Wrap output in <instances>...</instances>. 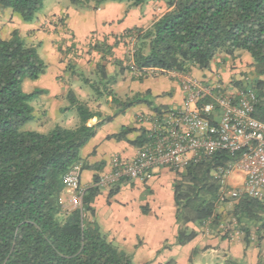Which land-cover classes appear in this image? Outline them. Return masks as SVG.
<instances>
[{
    "label": "trees",
    "instance_id": "trees-1",
    "mask_svg": "<svg viewBox=\"0 0 264 264\" xmlns=\"http://www.w3.org/2000/svg\"><path fill=\"white\" fill-rule=\"evenodd\" d=\"M70 1L81 9L98 10L115 2L139 8L149 0ZM43 4L44 0H0L2 9L11 10L25 24L37 19ZM124 39L136 40L135 52L119 60L113 50ZM88 45L89 53L100 56L96 65L99 81H91L74 65H68V106L61 113L73 112L76 121L71 127L56 125L41 133L23 130L36 119L33 102L47 94L44 90L23 89L26 80L37 81L47 72L48 64L39 51L41 44H28L17 30L9 39L0 37V264H137L132 254L109 240L95 220L92 204L102 191L97 186L99 176L94 177L93 186L83 191L81 206L64 210L59 203L64 177L73 166L81 165V152L97 135L98 128L137 105L153 107L150 91L125 100L117 96L115 86L125 72H139L140 76L134 77L139 82L148 70L189 75L194 68L208 70L220 54L235 59L241 52L246 53L253 62L252 79L244 82L242 78L234 86L254 91L253 116L264 123V0H168L166 12L150 28L128 29L113 45L98 39L95 45ZM70 47L66 51L58 48V52L79 54L76 44ZM109 63L116 68L113 74L108 72ZM75 81L88 86L91 95L86 99L78 96L72 88ZM102 98H111L113 116L103 117L90 107V103ZM94 118L100 122L89 126ZM133 131L123 128L109 139L125 140ZM147 141L148 133L143 131L136 145L141 148ZM235 159L236 155L222 151L182 171L172 170L176 172L173 193L177 246L193 242L199 229L208 225L211 231H218L224 219L219 207L227 203H234L230 212L246 231L247 247L251 243L250 225L257 226L260 234L264 231V198L243 196L223 203L219 200L221 185L216 173L229 168ZM81 167L82 171L98 170L100 165ZM225 264L246 263L229 258ZM256 264H264L261 254Z\"/></svg>",
    "mask_w": 264,
    "mask_h": 264
},
{
    "label": "crops",
    "instance_id": "crops-1",
    "mask_svg": "<svg viewBox=\"0 0 264 264\" xmlns=\"http://www.w3.org/2000/svg\"><path fill=\"white\" fill-rule=\"evenodd\" d=\"M166 10L167 4L165 1L149 0L143 7L128 10L122 20L125 6L108 3L101 10L86 12L87 14L82 15V17L85 16L86 19H89V22L73 24L71 18L68 19L69 21H67L65 27L66 33L61 34V37L65 42L72 40V43L76 44V49L79 50V55H81L80 53L83 50L80 49L86 45L89 41L88 36L92 33L98 34L97 39L99 42L107 40L108 44L113 45L117 37L122 36L128 29L134 27L150 28ZM115 22L121 23V28H115L113 25ZM42 48L43 51L52 49L51 41L49 42L45 38ZM54 52L56 54L55 50ZM113 52L114 57L119 60L132 54V45L129 44V39L128 41L124 39L119 43ZM92 55L94 58L97 57L98 60H95V62L98 63L100 56L96 53ZM52 57L54 58V56ZM242 60L248 61L250 66L253 63L251 57L246 53L241 52L235 59L220 54L214 59L208 70L194 68L191 76L208 83L222 84L229 90L236 82L241 81L240 67ZM76 61L77 69L86 75L89 68L85 66V61L82 59H76ZM47 64V72L40 78L41 81L39 79V82H41V89L46 90L48 93L41 95L36 103L40 100L41 103L43 102L42 105L49 123H57L58 120L62 119L60 121L62 124L58 125L71 127L76 121L74 113L71 111L60 112L62 108L68 106L66 94L70 86L61 83L57 79L60 74L65 76L66 65L58 64L59 66L52 68L51 62L47 61ZM108 65L113 67L114 73L116 68L111 63ZM108 72L110 73L109 69ZM130 74L135 75V77L140 76L139 72ZM130 74L125 72L118 79L115 87L117 96L120 99L124 98L118 92L121 93L125 90L132 94L150 91L153 107L139 105L120 112L110 123L103 124L98 128L97 135L81 152V165H100V168L82 172L81 187L83 190L94 185L95 176L100 177L111 171L113 158L118 157L128 161L136 156L139 150L136 143L140 141L143 131L151 133L155 127L152 122L139 123L141 115H154L156 113L155 109L160 107L181 108L183 106L184 93L181 87V75L148 70L142 83L135 80L133 75L128 77ZM155 76L165 77L169 82L161 81L151 86L149 79ZM144 85L147 86L140 89V86ZM72 88L83 99L91 95V92L85 90V96H81L79 90L82 89L83 91L84 87L76 81L72 83ZM109 100L111 101V98ZM90 107L100 112L103 117L113 116L115 113V106L109 104L108 107H105L101 99L90 103ZM65 113L67 116L64 115ZM59 114L61 116H58ZM99 122L98 118H94L89 122V126H95ZM123 128H131L134 131L127 135L125 140L109 139V137L121 133ZM174 180V171L169 168H159L154 170L152 176L147 180H134L124 182L120 187H114L115 189H102L92 204L97 224L110 241L125 252L132 254L137 264L148 263L166 247L167 243L169 249L165 250L164 257L165 259H175L176 264H190L191 260L193 264H197V261L200 264H212L211 258H217V263H220L219 259L225 260L227 257L243 260L246 264H256L258 253L255 249H246L245 243L241 241L230 242L224 238L214 237L209 226L199 229V236L187 246L180 247L176 245L178 225L173 193ZM229 182L232 187H240L244 183V176L240 172H234L229 178ZM59 203L64 210L76 208L73 196L65 189L61 193ZM191 227L198 231L195 226L191 225ZM157 263H162V260L159 259Z\"/></svg>",
    "mask_w": 264,
    "mask_h": 264
},
{
    "label": "built area",
    "instance_id": "built-area-1",
    "mask_svg": "<svg viewBox=\"0 0 264 264\" xmlns=\"http://www.w3.org/2000/svg\"><path fill=\"white\" fill-rule=\"evenodd\" d=\"M132 54L136 40H130ZM179 74V73H174ZM181 87L184 103L181 108H168L154 115H141L139 123L152 122L154 129L148 141L131 160L115 157L111 171L99 177L97 186L108 189L121 182L147 180L154 170L169 168L182 171L191 163L226 151L236 155L229 168L220 169V202L237 201L243 196L264 198V123L253 114L256 96L253 90H229L219 83H208L184 74ZM251 76L243 77L249 82ZM82 167L73 166L64 177V189L82 205ZM234 172L244 176L240 187H232L229 178ZM209 226V225H208Z\"/></svg>",
    "mask_w": 264,
    "mask_h": 264
},
{
    "label": "rangeland",
    "instance_id": "rangeland-1",
    "mask_svg": "<svg viewBox=\"0 0 264 264\" xmlns=\"http://www.w3.org/2000/svg\"><path fill=\"white\" fill-rule=\"evenodd\" d=\"M163 1H165L166 4L168 2V0H163ZM114 4H122L123 6H125V12L123 13V17H122V20H123V18H125L126 14L128 13V10L131 9L129 4L126 2H123V3L115 2ZM104 6H106V4L100 7L99 10H101ZM93 11H96V9L94 8L81 9V8L75 7L71 4L70 0H44L43 7L41 11L38 13L37 19L32 24H25V23H22L21 20L18 17H16L12 13L11 10L2 9L0 7V37L4 39H9L12 33L15 30H17L19 34L27 41L28 44H33L35 46L41 44V47L39 50L40 55L44 60L46 59L48 62H51L52 68L55 66H59L58 64H65L66 68L68 67V65H74L77 69L78 65L76 64L77 62L76 59H82L85 61V66L89 68L87 69L86 77L89 78L91 81H96V80L99 81L98 76H96L98 70L95 67V65L97 64V61L95 62V60H98V59H96L97 57L94 58V56L92 55L94 54L93 52L89 53L90 45H88L90 42H91V45H95V41L98 37V34L92 33L91 35L88 36L89 41L86 43V45L82 47V49H80V50H83L82 53H80L81 55L79 54L76 55L75 54L76 51H74V54H71V55H62L61 53L58 52V48H62L63 51H66V48L70 49L71 48L70 46L73 44L72 40L65 42L61 37V34L66 33L65 27H66L67 21H69L68 19L71 18V20L73 21V24L89 22V19H86L85 16L82 17V15L87 14L86 12H93ZM113 25L115 26V28H121L120 27L121 23L115 22ZM40 38H42V40H40ZM45 38H47L49 42L51 41L53 48L50 50L43 51L42 47H43ZM129 44H131L130 41H129ZM54 50L56 51V54ZM52 56H54V58ZM107 69L110 70V73L111 72L113 73L112 66L107 65ZM240 69H241L240 71L241 79L243 78L245 74L246 75L249 74V76H251L252 71H253L248 61H245V60H242ZM131 75L133 74L128 75V77H130ZM133 77H135V75H133ZM67 78H68V74L66 72H65V76L60 74L57 77V79L61 83L65 85H69V83L66 82ZM149 81L151 83V86L161 81L169 82L167 78L158 77V76H155L154 78L149 79ZM78 83L83 87L86 86L82 82H78ZM40 85H41V82H39V80L37 81L26 80L23 84V89L25 92H31L35 89L42 90L41 89L42 87ZM146 86L147 85L140 86V89L141 88L144 89ZM85 90H88V92H91L88 86L84 87L83 91L82 89L79 90L81 91V96H85ZM44 91L48 93L46 90ZM125 91L124 92L121 91V93L118 92V94L121 97H124L122 98L123 100H125L127 97L133 98L134 95L136 94V93L132 94L131 92H128L127 90ZM101 102L102 104L105 105V107H108L109 104L114 106V104L111 103V101L107 98H102ZM42 103H41V100L39 102L37 101V103L36 101L33 102V106L36 107V111H35L36 119L26 124L23 127V130L47 133L50 130H52L56 125L62 124V122H60L62 119L58 120L57 123H51V122L49 123V120L47 119V114L45 113ZM64 115L67 116L66 113ZM58 116H61V114H59ZM174 173H175V178H176V172ZM233 205L234 203H227L219 207V213L223 216L224 219L218 231L213 232L212 235H214V237L227 239L230 242L241 241L245 243L244 240L246 236V231L242 229V226H240V224L237 222V220L234 218V216L230 212L232 210ZM249 228H250L251 243L248 245V247L246 246V249L253 248L258 253L257 259L259 258L260 254L264 258V231L260 234L258 227L255 225H250ZM210 230L212 229L210 228ZM166 247H169L168 243L166 244ZM164 249H162L157 255H155V257L152 260H149V262L146 264H171V263L176 264L175 259H170V258L165 259ZM229 258H233V257H227L225 260L219 259L220 263H217V260H218L217 258L215 259L211 258V260H212V264H225L226 260ZM159 259L162 260V263H157ZM197 264H200V263L197 261Z\"/></svg>",
    "mask_w": 264,
    "mask_h": 264
}]
</instances>
